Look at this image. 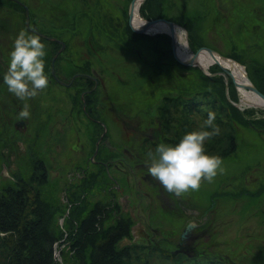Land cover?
I'll return each mask as SVG.
<instances>
[{
	"label": "rangeland",
	"instance_id": "obj_1",
	"mask_svg": "<svg viewBox=\"0 0 264 264\" xmlns=\"http://www.w3.org/2000/svg\"><path fill=\"white\" fill-rule=\"evenodd\" d=\"M34 2L44 8L36 18L49 19L53 23L51 35L64 37L67 44L63 56L71 74L57 73V77L69 83L76 68H82L94 78L86 80L87 87L80 80L72 87L54 85V147L67 137L73 142L74 134H65L64 122L74 105L81 107L82 99L88 100L90 110L107 124L108 130L105 125L104 131L99 126L97 130L91 129L88 119L81 124L76 120L77 128L71 130L106 134L105 139L119 148V159L115 161L119 166L107 162L109 168L94 164L92 167L87 159V177H92L82 186L86 194H77V199L88 193L91 197L99 194L94 202L96 212L107 217L103 223L109 220L114 224L116 208L110 205L114 198L120 208L118 214L126 213L123 216L131 230L118 236L115 250L103 246L99 255L92 256L94 260L89 261L90 257L86 261V249L94 236L84 243L85 236L79 234L84 231L77 227L75 231L71 225L76 216L69 217L68 206L62 201L63 186L69 176L56 166L48 173L53 181H44L43 190L39 189L41 212L36 214L41 220L40 231L48 233L17 238L9 232L11 229L3 228L0 264H6L7 258L13 259L12 248L7 250L5 242L12 245L14 239H19L17 252H23L20 264H34L35 260L37 264L38 259L40 264H264V108H243L240 88L218 64L204 69L178 62L168 33L133 32L129 25L132 0ZM6 7L12 20L24 19L23 10L9 1ZM138 13L144 21L166 19L180 27L192 56L209 48L223 59L237 62L251 84L264 94V0H144ZM60 50L57 44L49 50V64L52 55ZM57 66L63 67L61 62ZM96 82L99 86L95 94L85 95L80 88L92 89ZM209 111L215 112L214 123L220 132L205 142V150L221 157L224 172L218 173L211 183L203 181L199 190L184 193L182 215L176 216L146 183L134 180L125 149L133 151L130 140L135 142L139 136L136 143H140L148 158L159 143L175 144L187 132L201 130ZM151 130H161L163 134L150 139L147 133ZM11 132L15 134L14 130ZM11 145L14 147L15 143ZM105 156L102 151L100 158ZM114 178L119 188H115ZM123 196L137 206L134 211L120 206ZM32 198L35 200L36 195ZM25 217L30 222L29 212ZM191 223L197 225L192 234L194 240L183 247L180 236ZM68 241L71 244H66ZM121 244L135 248L119 252Z\"/></svg>",
	"mask_w": 264,
	"mask_h": 264
},
{
	"label": "flooded vegetation",
	"instance_id": "obj_2",
	"mask_svg": "<svg viewBox=\"0 0 264 264\" xmlns=\"http://www.w3.org/2000/svg\"><path fill=\"white\" fill-rule=\"evenodd\" d=\"M7 1L8 0H0V179L3 181L4 189H6L7 181L16 182L26 188L30 185L34 196L36 195V204H38L39 189L43 190L44 181L48 182L49 179L53 181V178L50 177L48 173L52 172L51 170H53L54 167L60 166L61 169H64L63 174L66 173V175L69 176L68 181L63 186L62 201L67 204L69 209L68 215L72 217V208L76 203L80 205V212H85L86 200L88 196H90V193H88L85 195L86 197L84 196L81 198V201H77V194H81V192H83V195L84 193L86 194V191L81 189L82 186L85 187L86 183V170L88 169L87 159H89V165L92 164V167L94 164L95 166L98 165L100 167L104 165L106 168H109L110 162L115 166H119L118 163H115V161L119 159V157L117 158L119 148L114 145L112 146L109 139H105L106 134H99L98 131L92 132V130H90L91 132L86 130L78 133L77 131L71 130V128H77L75 125L76 120L81 124L83 119H88L91 129L95 127L97 130L99 126L102 127L104 131V122L97 119L98 115L96 112L90 110V102L84 98L82 99L83 103L81 107L74 105L73 108H71L69 119H67V122H64L67 128L65 134H74L73 142L67 137L65 142L58 143L54 147V85L72 87L76 83V80H80L79 83L87 87L86 80L92 81L91 79L94 78L89 76L90 73L86 70L76 68L77 72L73 74V78L69 83L59 79L57 73L71 74V68L67 66L68 62L65 56H63V53L67 49L64 37H55L51 35L53 23L49 19L36 18V15L43 12L44 8H41L36 2H33L34 0H9V2L17 6L19 10L25 12L24 19L22 15L23 20H12V18L7 16ZM20 14L22 13L20 12ZM22 27L29 33L39 35L43 41L42 43H46V56L44 57L46 60L45 64H47L44 71L48 77V87L45 88L46 98H44V90H42L35 98H31L27 101L30 105V118L28 119L19 118V113L23 109V104L25 102L19 100L14 94L10 93L7 90V86L3 83V76L9 66L10 52L13 49L14 40L22 30ZM55 44L61 47L62 50H60L56 56L52 55L49 64V50H52ZM59 59L61 61H59ZM60 62L63 67L57 66ZM98 86L96 82L92 89H86L85 87L80 88L83 89L85 95H92L96 93ZM116 114L121 121H125L118 113ZM70 119L72 121H69ZM105 126L107 131V124ZM125 127L128 128V126ZM12 130H14L15 134H12ZM147 134L148 138L152 139L155 134H163V132L161 130L158 132L156 130H151ZM136 138L138 140L139 136ZM88 139L90 145L87 146ZM137 140L135 142L130 140L132 148L134 147L133 151L125 149V153H127L126 155L128 157L127 165L134 175V180H141L146 183L157 197H161L163 204H166L172 209L173 215H182V198L165 191L159 182L148 174L146 162H150H148V158L143 155V149L140 147V143H136ZM12 143H15L14 147H12ZM55 151H57V153ZM102 151L103 155L106 154V158H100ZM57 172L59 173V171ZM72 174H74V176L70 178ZM114 182V186L117 188L118 186L116 184H118V181L115 178ZM93 192H95V189ZM93 197L96 199L99 197V194L98 196L94 194ZM123 198V204H120V206H124L127 211L130 210V208L134 211L133 208L137 206H134V203L131 202L128 197L125 198V196H123ZM112 203V208L120 210V208L117 207L118 202L114 198L112 199ZM119 203L121 202L119 201ZM36 211H40V206L37 205ZM190 213L192 214L195 212L190 210ZM77 232L79 233L78 230ZM193 237L194 236H192V238ZM192 240L194 239L185 243L181 241V245L183 247L185 245L186 247L188 243L192 244Z\"/></svg>",
	"mask_w": 264,
	"mask_h": 264
},
{
	"label": "clouds",
	"instance_id": "obj_3",
	"mask_svg": "<svg viewBox=\"0 0 264 264\" xmlns=\"http://www.w3.org/2000/svg\"><path fill=\"white\" fill-rule=\"evenodd\" d=\"M45 56V45L39 35L21 30L14 40L9 66L3 76L7 90L25 102L19 118H30L27 101L48 87ZM215 119V112L209 111L201 130L187 132L175 144L159 143L154 152L148 153V174L168 193L181 197L199 190L203 181L213 182L218 173L224 172L221 157L205 150V142L220 132ZM206 128L212 130H204Z\"/></svg>",
	"mask_w": 264,
	"mask_h": 264
},
{
	"label": "trees",
	"instance_id": "obj_4",
	"mask_svg": "<svg viewBox=\"0 0 264 264\" xmlns=\"http://www.w3.org/2000/svg\"><path fill=\"white\" fill-rule=\"evenodd\" d=\"M36 4L38 5L37 2ZM218 140L217 143L221 144L220 148L224 149L225 146L220 142V140L219 141ZM220 148L217 147V150H220ZM86 171L88 172V169ZM87 172H86V180L88 179V177L89 178L92 177V175L87 177ZM12 183L14 184V186L10 185L9 183L6 184L7 185L6 189H4L3 181L0 180V230L2 231L3 228H9L12 230L9 232L15 234L17 238H19L20 235H24V236L30 234L36 235L39 233L47 234L48 232L44 233L39 229L41 220L38 216H36V214H38V212L36 211L38 204H36V201L32 198L34 196V193L33 190H31V186L28 185V187L26 188L23 187L21 184H17L16 182H12ZM96 199L94 197L88 196L87 201L89 203H86L85 212L84 211L80 212V205L79 203H76L72 208L73 211L71 213L73 216H76V219H73L71 221V225L73 226L74 230L77 227L78 230L82 229L84 231V233L82 232L83 234L79 233L80 235L85 236L83 242L86 243L90 236H94V241H92L90 246L86 249L87 252L89 253V256L87 257L86 261H88L90 257L91 259L89 261L94 260L95 258L93 259L92 256L99 255L100 254L99 251L103 246L110 247L111 249L115 250V247H117L116 241L119 239L118 236L126 235L131 230V228L128 227L126 224L127 219H125L123 216L126 213H123V215H121L120 213L118 214L119 210L117 209L116 211H114L116 212L115 220L117 224L116 223L113 224V222L112 221L109 222V220L103 223V221L106 220L107 217L102 218V216L97 214L96 212L97 209L95 208L94 205ZM78 200L79 199H77V201ZM112 204L113 203H111L110 205ZM47 210L49 211V205L46 206V213L48 212ZM27 212H29L30 215L32 216V218H30V222L25 217ZM66 223L68 222L65 221V224ZM29 224L31 226H29ZM25 227L26 229H24ZM91 230L94 233H91ZM69 234L73 236L77 235L70 232ZM18 240L17 239L13 240L15 242V245L13 241H12V245L9 244V241L7 243L5 242V244L7 245V246L5 245L7 250H10L12 248V250H10V257H13V259L7 258L6 264H20V258L23 256V252L22 254L17 252ZM68 243H70V241H68L66 244ZM121 245L128 247L121 246L119 252L121 251V249L132 251V248H135V245L134 246L130 244H121ZM20 249L22 250L21 246ZM95 250H98L97 253L95 252ZM91 252L94 253L90 255ZM82 259H85V255H83ZM34 264H36V260L34 261ZM37 264H40L39 259L37 260Z\"/></svg>",
	"mask_w": 264,
	"mask_h": 264
},
{
	"label": "bare ground",
	"instance_id": "obj_5",
	"mask_svg": "<svg viewBox=\"0 0 264 264\" xmlns=\"http://www.w3.org/2000/svg\"><path fill=\"white\" fill-rule=\"evenodd\" d=\"M143 1H139L136 4L134 19H133V26L135 28H140L144 24V20H142L139 16L138 10L141 7ZM148 34H155V33H168V27L164 24H158L147 31ZM184 32L180 29V27H175V38L178 43V55L181 60L188 62L191 57L192 53H189V49L187 44L184 40ZM216 59L218 62L225 67L229 72L234 75L235 80L238 83H245L247 84L248 81L244 77V70L243 68L237 64V62L229 61L223 59L221 56L216 55ZM216 63L214 58L210 57L207 52H202L197 58V64L201 65L204 69H208L211 65ZM241 90V104L243 108H264V102L260 100L256 95L249 92L248 90L245 91L244 89L240 88ZM250 106V107H246Z\"/></svg>",
	"mask_w": 264,
	"mask_h": 264
},
{
	"label": "water",
	"instance_id": "obj_6",
	"mask_svg": "<svg viewBox=\"0 0 264 264\" xmlns=\"http://www.w3.org/2000/svg\"><path fill=\"white\" fill-rule=\"evenodd\" d=\"M14 1H16V0H14ZM139 1H144V0H132V2L130 3V8H129V25H130V28L133 30V32H135L137 34H144V33H147V31L149 29H151L152 27H154V26H156L158 24H164V25H166L168 27V34L171 37V47H172L173 56H174V58L178 62H180L182 64H186V65H194L195 64V65H198L199 67L202 68L201 65L197 64L196 59L198 58V56L202 52L206 51L208 54H210V56L212 58H214V60L216 61V64H218L220 66V68L228 76H230L232 78L233 83L235 84V86H237L239 88H243V89L248 90L249 92L253 93L260 100H262L264 102V94H262L255 86H253L251 84V82L248 80V78L246 76L245 71H244V77L248 81V83L247 84H245V83H242V84L241 83H238L235 80L234 75L231 72H229L225 67H223L218 62V60L216 59V54L214 53L213 50H211L209 48H205V49H202V50L197 51L196 54H194L188 62H185V61L181 60L180 57H179V55H178V43H177L176 38H175V27H176V25L173 22L168 21L166 19H154V20H150V21H144V24L140 28H135L133 26V19H134V13H135L136 4ZM225 60H229V59H225ZM229 61H232V60H229ZM196 228H197V225L196 224H189L184 229V231L182 232V234L180 236L181 241L185 243V242H188L189 240H191L192 239V236H193L192 235L193 234V231ZM183 251H185V250H183Z\"/></svg>",
	"mask_w": 264,
	"mask_h": 264
}]
</instances>
